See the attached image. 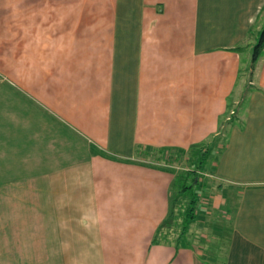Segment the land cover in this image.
<instances>
[{
	"label": "crops",
	"instance_id": "obj_1",
	"mask_svg": "<svg viewBox=\"0 0 264 264\" xmlns=\"http://www.w3.org/2000/svg\"><path fill=\"white\" fill-rule=\"evenodd\" d=\"M263 31L264 0H0V264H264ZM212 143L203 253L157 237L154 155Z\"/></svg>",
	"mask_w": 264,
	"mask_h": 264
},
{
	"label": "trees",
	"instance_id": "obj_2",
	"mask_svg": "<svg viewBox=\"0 0 264 264\" xmlns=\"http://www.w3.org/2000/svg\"><path fill=\"white\" fill-rule=\"evenodd\" d=\"M262 36L264 39V31ZM215 142L216 141L213 143ZM214 146V144H202L199 147H193L188 151L178 149H161L156 151L159 156L172 158V161L170 160V162H181L180 158L186 156L189 167L180 173L179 171H176L172 186V208L168 218L162 223V226L158 231L157 237L159 239L161 237L163 240H168L170 237L168 234H170L169 228L171 227V224L174 221L177 223L179 215H182V229L180 230L178 237L175 239L176 242H182L183 240L186 241L187 230H189V228L191 229L192 225L197 221L196 210L200 199L198 198V195H200V191L198 190L202 185H205L201 181L200 173L204 172L213 152L216 151ZM165 229L166 233H164Z\"/></svg>",
	"mask_w": 264,
	"mask_h": 264
},
{
	"label": "rangeland",
	"instance_id": "obj_3",
	"mask_svg": "<svg viewBox=\"0 0 264 264\" xmlns=\"http://www.w3.org/2000/svg\"><path fill=\"white\" fill-rule=\"evenodd\" d=\"M241 52H242V55L245 57L246 51L245 50H242ZM154 156H158V159H161V157H162V159H161L162 162L161 163H166V164H169V165H173L175 167H179V168H175V171L178 170L179 173L181 171H184L185 169L188 168V163H187L188 160H187V157L186 156H183V157L180 158L181 162H177V161L170 162V160L172 161V158H167L166 156H160L159 157L158 154H155ZM168 157H169V155H168ZM151 158H152V160H151ZM151 158H149L146 161H150L151 160V161L157 162L156 159H154L153 157H151ZM206 168L208 170H210V163L206 166ZM204 177H208V176H205L204 174H201V181L202 182H203ZM207 181H209V179ZM206 185H208V183L205 184V185H202L199 188L198 191H200V193H199L200 196L198 195V198H200L202 195H207L208 192H210V190H212L211 187H210V189L207 191ZM214 190L216 191V189H213L212 191H214ZM208 196L209 197H207V198L204 199V202H206V203L208 202L207 207H205V205L198 206V208H200V209L197 208V210H196L197 213H198V210H201L202 211L201 214L207 215L206 213H210L212 211V207L210 205V201L212 202V198L210 197V195H208ZM199 201H202V198H200ZM230 203H232V202H230ZM203 211H205L206 213L203 212ZM228 215H230V214H228V211H226V213L223 212L222 215L219 212L216 215L217 217L216 218L214 217L213 221H216L218 225L221 224V227L220 226H215V227L209 226V227L203 229V228H200V227H196L195 228V226H192V229L191 230H190V228H189V230H187V232H186L187 237L188 236L189 237H193L192 235H198L199 238H197V239H200V241L199 242L195 241V245H196L198 251L203 252V253L204 252L210 253V252H214L215 250H219V248H218L219 246L222 247V246L225 245V242H223V241H221V242H214V241H212V238H211L210 235L215 236L216 238L219 239V236H220L219 233H220V231L225 230L226 225H228V221H223L222 222V220H226V217ZM197 216L199 217V215H197ZM197 220H198V218H197ZM181 223H182V215H179L178 222L175 223V221H174L171 224V227L169 228L170 229V234H168V235L170 236L171 239L177 238L178 235L180 234V230L182 229ZM209 224H211V222ZM224 224H226V225H224ZM222 226L224 227L223 230H222ZM213 228H214V230H213ZM166 229L164 230V233H166ZM208 239H209V241L213 242V244H212V245H214L213 247H210L209 246V241H207ZM224 248H225V246L223 247V249Z\"/></svg>",
	"mask_w": 264,
	"mask_h": 264
}]
</instances>
